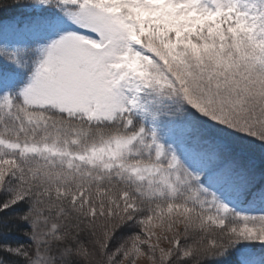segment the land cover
I'll return each mask as SVG.
<instances>
[{"label": "snow or ice", "instance_id": "6c2138e0", "mask_svg": "<svg viewBox=\"0 0 264 264\" xmlns=\"http://www.w3.org/2000/svg\"><path fill=\"white\" fill-rule=\"evenodd\" d=\"M264 264V0H0V264Z\"/></svg>", "mask_w": 264, "mask_h": 264}, {"label": "rangeland", "instance_id": "374dc122", "mask_svg": "<svg viewBox=\"0 0 264 264\" xmlns=\"http://www.w3.org/2000/svg\"><path fill=\"white\" fill-rule=\"evenodd\" d=\"M138 264H143V261L138 262Z\"/></svg>", "mask_w": 264, "mask_h": 264}]
</instances>
